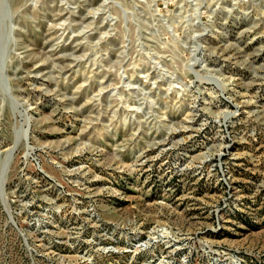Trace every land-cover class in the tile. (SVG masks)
<instances>
[{
  "label": "rangeland",
  "instance_id": "1",
  "mask_svg": "<svg viewBox=\"0 0 264 264\" xmlns=\"http://www.w3.org/2000/svg\"><path fill=\"white\" fill-rule=\"evenodd\" d=\"M0 264H264V0H0Z\"/></svg>",
  "mask_w": 264,
  "mask_h": 264
}]
</instances>
